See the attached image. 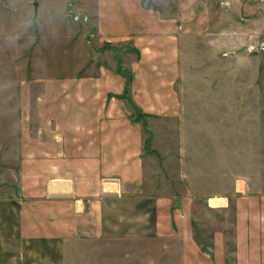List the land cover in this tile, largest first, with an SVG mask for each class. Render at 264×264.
Masks as SVG:
<instances>
[{
    "label": "rangeland",
    "instance_id": "obj_1",
    "mask_svg": "<svg viewBox=\"0 0 264 264\" xmlns=\"http://www.w3.org/2000/svg\"><path fill=\"white\" fill-rule=\"evenodd\" d=\"M101 3L0 0V196L18 189L21 159L30 163L35 138L50 135L52 86L113 68L125 77L118 97L139 122L153 161L149 186L176 200L184 194L203 197L192 204L189 226L207 246L211 227L224 224L211 219L209 209L217 202L209 198L262 197L253 201L264 207V0L121 1L119 17L129 24L139 21L129 5L153 12L156 20L186 23L176 85L179 111L166 115L147 113L133 99L132 64L142 55L130 35L108 40ZM101 190L118 194V177L103 179ZM227 218L219 219L227 225ZM164 242L92 236L66 243L65 259L67 264H135V259L164 258Z\"/></svg>",
    "mask_w": 264,
    "mask_h": 264
},
{
    "label": "crops",
    "instance_id": "obj_2",
    "mask_svg": "<svg viewBox=\"0 0 264 264\" xmlns=\"http://www.w3.org/2000/svg\"><path fill=\"white\" fill-rule=\"evenodd\" d=\"M121 1L102 0V21L108 40L130 35L142 55L132 64L133 99L147 113L178 112L186 23L156 20L153 12L129 5L139 20L129 24L119 17ZM99 71L100 77L52 86L50 135L35 138L30 163L21 159L18 189L0 196V264H67L65 244L92 236L165 241L164 258L135 264H264V207L253 201L262 197L209 198L217 202L209 209L211 219L224 224L211 227L212 243L203 246L189 226L192 204L203 197L184 194L176 200L149 186L151 155L139 122L118 97L125 77L113 68ZM110 177L119 179L118 194L101 190ZM227 214L225 225L219 218Z\"/></svg>",
    "mask_w": 264,
    "mask_h": 264
},
{
    "label": "built area",
    "instance_id": "obj_3",
    "mask_svg": "<svg viewBox=\"0 0 264 264\" xmlns=\"http://www.w3.org/2000/svg\"><path fill=\"white\" fill-rule=\"evenodd\" d=\"M104 190H105V191H113V188H112V187H108V186H106V187H104Z\"/></svg>",
    "mask_w": 264,
    "mask_h": 264
},
{
    "label": "water",
    "instance_id": "obj_4",
    "mask_svg": "<svg viewBox=\"0 0 264 264\" xmlns=\"http://www.w3.org/2000/svg\"><path fill=\"white\" fill-rule=\"evenodd\" d=\"M36 5H37V3H36Z\"/></svg>",
    "mask_w": 264,
    "mask_h": 264
}]
</instances>
